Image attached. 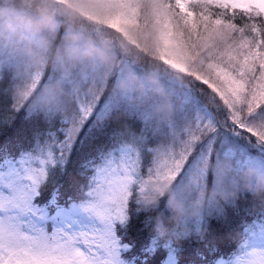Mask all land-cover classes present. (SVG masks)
<instances>
[{"label":"snow or ice","instance_id":"snow-or-ice-1","mask_svg":"<svg viewBox=\"0 0 264 264\" xmlns=\"http://www.w3.org/2000/svg\"><path fill=\"white\" fill-rule=\"evenodd\" d=\"M200 3L199 19L191 0L156 6L148 69L126 57L62 73L71 107L25 104L11 74L0 84V264H264V202L226 187L264 175V0ZM104 5L113 31L141 28L129 0ZM146 72L172 102L166 123L113 87L135 75L148 91Z\"/></svg>","mask_w":264,"mask_h":264},{"label":"rangeland","instance_id":"rangeland-1","mask_svg":"<svg viewBox=\"0 0 264 264\" xmlns=\"http://www.w3.org/2000/svg\"><path fill=\"white\" fill-rule=\"evenodd\" d=\"M2 1L4 0H0V76L6 82L10 74L14 75L16 77L14 91L17 95L26 93L22 95L24 103L44 108L73 105L75 97L68 93L59 79L64 72L82 73L96 68L111 69L118 67L120 60L126 57L141 65L138 56L148 58L152 55L153 40L157 33L151 26V20L156 6L171 4V0H129V4L136 9L134 19L139 20L141 28L130 27L128 35H125L113 31L106 25V19L115 15L119 9L113 6L105 12L104 0H49L52 27L38 26L39 14L27 12L25 7L15 8ZM190 7L197 13L199 19L200 0H191ZM65 18L72 20L71 23L60 24ZM166 18L172 21L173 26L177 23L183 24L184 18L174 5L167 7ZM104 28L114 33L113 41L104 39L107 42L105 46L101 44L103 39L100 40L97 36ZM40 44L47 47L43 55L38 57L28 55L29 49L33 52L39 51ZM141 66L145 69L149 67L143 64ZM197 70L203 71L199 64ZM37 72L54 73L56 78L45 79L39 88L32 89L29 87L31 77ZM145 80L151 86L148 91H145V87L135 75L113 87L119 91H132L133 104L146 106L157 123H166L173 114L172 102L159 90L148 72L145 73ZM179 86L180 82L177 81L176 87ZM236 180L238 187L231 184L226 187L229 194L237 198L242 197L238 195L239 192L256 195L264 190V175L259 174L254 168H245L237 175ZM206 196L213 200L223 199V194L214 192L211 185L207 187ZM164 199L172 201L171 210L173 205L177 204L175 189L172 186L165 191Z\"/></svg>","mask_w":264,"mask_h":264},{"label":"trees","instance_id":"trees-1","mask_svg":"<svg viewBox=\"0 0 264 264\" xmlns=\"http://www.w3.org/2000/svg\"><path fill=\"white\" fill-rule=\"evenodd\" d=\"M4 1L7 2L6 4L11 5V6L15 7V8L20 9V7H25V10L27 12H30V13L34 12L33 14H36V15L39 14L38 9L36 7L35 0H33L32 2H30L29 0H24V2H22V0H8V1L4 0ZM4 1H2V2H4ZM49 10H50V8H49ZM68 19L69 18L63 19L62 20L63 23H60V24L65 25L66 22H70L71 23L72 20L69 21ZM72 23L75 24V25L77 24L76 22H72ZM97 36H98V38L100 40L103 39L101 44H103V46H105V45H107V42H105L104 39L107 38L108 40L113 41L114 33L109 31L108 29L104 28V31H102L100 33H97ZM115 36H116V34H115ZM98 43H100V42H98ZM138 60H139V64L142 63L143 65H146V66H148L149 63L154 64L153 61H149L148 58H145V57L138 56ZM4 83H5V81L3 80V77L0 76V84H4ZM238 199H243V197H241V198L238 197ZM249 201L251 203H253V204H259L261 202H264V190L258 192L256 195H249Z\"/></svg>","mask_w":264,"mask_h":264},{"label":"clouds","instance_id":"clouds-1","mask_svg":"<svg viewBox=\"0 0 264 264\" xmlns=\"http://www.w3.org/2000/svg\"><path fill=\"white\" fill-rule=\"evenodd\" d=\"M36 7L39 11L40 20L38 22V26L40 27H52V16L49 12V0H35ZM77 37H72V39H76ZM39 51L33 52L31 49L28 50V55L30 56H40L43 55L47 51V47L45 44H40ZM89 53H85L87 55ZM174 212V219H178L181 215H183L184 209L178 204H174L172 207Z\"/></svg>","mask_w":264,"mask_h":264}]
</instances>
